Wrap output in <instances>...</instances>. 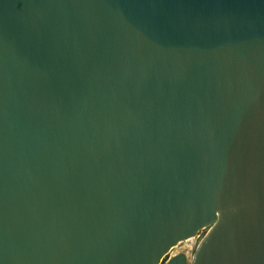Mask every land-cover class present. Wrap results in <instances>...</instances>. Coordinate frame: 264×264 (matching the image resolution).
<instances>
[{"label": "water", "instance_id": "1", "mask_svg": "<svg viewBox=\"0 0 264 264\" xmlns=\"http://www.w3.org/2000/svg\"><path fill=\"white\" fill-rule=\"evenodd\" d=\"M264 264V0H0V264Z\"/></svg>", "mask_w": 264, "mask_h": 264}, {"label": "rangeland", "instance_id": "2", "mask_svg": "<svg viewBox=\"0 0 264 264\" xmlns=\"http://www.w3.org/2000/svg\"><path fill=\"white\" fill-rule=\"evenodd\" d=\"M207 228L200 230L196 236L191 237L185 241H182L175 245L169 252V256L173 257L179 253H183L186 256V264H190V259L192 258L200 240L204 237Z\"/></svg>", "mask_w": 264, "mask_h": 264}, {"label": "bare ground", "instance_id": "3", "mask_svg": "<svg viewBox=\"0 0 264 264\" xmlns=\"http://www.w3.org/2000/svg\"><path fill=\"white\" fill-rule=\"evenodd\" d=\"M190 239V238H189ZM201 241V240H200ZM192 261H193V256H192V258L190 259V264L192 263Z\"/></svg>", "mask_w": 264, "mask_h": 264}]
</instances>
